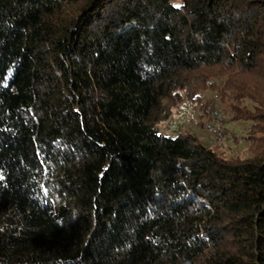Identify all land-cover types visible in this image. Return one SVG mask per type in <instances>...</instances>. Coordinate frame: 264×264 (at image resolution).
<instances>
[{"label":"trees","instance_id":"1","mask_svg":"<svg viewBox=\"0 0 264 264\" xmlns=\"http://www.w3.org/2000/svg\"><path fill=\"white\" fill-rule=\"evenodd\" d=\"M217 79L249 157L158 129ZM0 264H264V0H0Z\"/></svg>","mask_w":264,"mask_h":264},{"label":"rangeland","instance_id":"2","mask_svg":"<svg viewBox=\"0 0 264 264\" xmlns=\"http://www.w3.org/2000/svg\"><path fill=\"white\" fill-rule=\"evenodd\" d=\"M222 80L217 79L214 86L207 85L196 91L199 95L194 102L181 93L182 101L169 109V116L160 121L158 129L165 135L193 133L200 141L211 145L224 157H249L252 154V138L248 135L250 122L236 121L231 110L234 91L221 88ZM165 106L170 103L164 102ZM217 106L222 115L216 124L223 128V135L215 138L205 127L208 106Z\"/></svg>","mask_w":264,"mask_h":264},{"label":"built area","instance_id":"3","mask_svg":"<svg viewBox=\"0 0 264 264\" xmlns=\"http://www.w3.org/2000/svg\"><path fill=\"white\" fill-rule=\"evenodd\" d=\"M207 120L205 122L206 129L215 137L220 138L223 135V128L216 124L222 115V110L217 106H208L206 111Z\"/></svg>","mask_w":264,"mask_h":264}]
</instances>
